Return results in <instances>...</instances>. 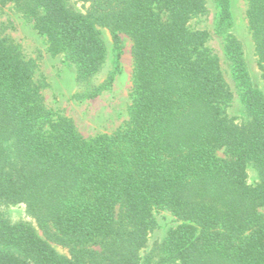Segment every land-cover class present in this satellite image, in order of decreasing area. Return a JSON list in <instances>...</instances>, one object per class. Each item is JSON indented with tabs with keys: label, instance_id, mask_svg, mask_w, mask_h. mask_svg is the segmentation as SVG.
<instances>
[{
	"label": "trees",
	"instance_id": "16d2710c",
	"mask_svg": "<svg viewBox=\"0 0 264 264\" xmlns=\"http://www.w3.org/2000/svg\"><path fill=\"white\" fill-rule=\"evenodd\" d=\"M79 1L87 13L71 0H0V8L12 4L51 55H64L78 100L110 90L120 72L101 28L117 47L128 36V119L84 136L47 107L37 60L0 24V264H264V90L232 31L230 0L213 2L242 87L241 122L229 117L234 94L210 33L191 26L207 0ZM246 1L264 79V0ZM16 206L27 219L12 218ZM161 210L179 224L149 244Z\"/></svg>",
	"mask_w": 264,
	"mask_h": 264
},
{
	"label": "rangeland",
	"instance_id": "374dc122",
	"mask_svg": "<svg viewBox=\"0 0 264 264\" xmlns=\"http://www.w3.org/2000/svg\"><path fill=\"white\" fill-rule=\"evenodd\" d=\"M72 5L80 13H87V5L79 0H71ZM233 33L242 41L245 48V57L252 83L264 90V79L255 44L252 39L248 19L246 0H230ZM208 13L191 21L195 29L206 30L210 33L208 46L219 57L226 81L234 94L233 101L228 107L229 117L241 122L242 93L240 83L232 74L224 52V35L216 30L218 9L213 0H207ZM0 24L6 28V34L11 36L21 47L28 58L36 59L38 71L36 79L44 77L48 86L43 90V96L48 108L71 118L84 136L111 134L122 126L128 119V106L133 83V43L128 36L120 34V44L114 43L111 32L101 28L102 38L109 50L110 62L114 64L119 53L120 72L115 77L113 87L96 99L78 100L74 98L76 84L73 68L66 62L63 54L51 55L45 39L37 32L22 13L16 12L14 6L9 4L0 8ZM259 180L258 174L252 166L248 168V181L255 185ZM14 220L27 219L24 206L10 209ZM155 217L158 227L152 233L149 244L163 241L168 231L176 227L179 222L168 211H156ZM41 237L43 233L38 230ZM63 253L61 247L56 246Z\"/></svg>",
	"mask_w": 264,
	"mask_h": 264
}]
</instances>
